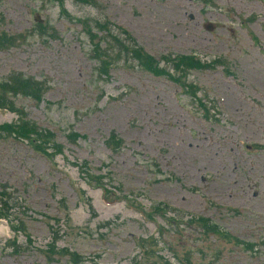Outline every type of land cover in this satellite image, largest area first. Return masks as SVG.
Wrapping results in <instances>:
<instances>
[{
	"label": "rangeland",
	"instance_id": "1",
	"mask_svg": "<svg viewBox=\"0 0 264 264\" xmlns=\"http://www.w3.org/2000/svg\"><path fill=\"white\" fill-rule=\"evenodd\" d=\"M94 1L0 0V32L24 36L0 50V79L46 83L41 102L15 105L62 149L47 158L0 138L10 219L26 226L15 234L0 219V264H264V0ZM94 20L156 60L193 56L210 68L189 70L185 87L124 59L98 73ZM17 114L0 109V124ZM155 204L180 212L177 230L167 216L143 218ZM190 216L253 250L199 240Z\"/></svg>",
	"mask_w": 264,
	"mask_h": 264
},
{
	"label": "trees",
	"instance_id": "2",
	"mask_svg": "<svg viewBox=\"0 0 264 264\" xmlns=\"http://www.w3.org/2000/svg\"><path fill=\"white\" fill-rule=\"evenodd\" d=\"M41 1L45 3H54L57 1L62 5L64 0ZM73 1L83 4L89 2L96 3L94 0ZM1 22L2 20L0 17V23ZM82 22L84 21H81V23ZM90 22L91 24L87 32L90 41L93 42V39L96 38L93 34L95 29L102 34L100 38H98L97 43L94 44L92 50V58L97 64V69L99 70L98 73H103L104 75L107 74L109 68L113 64L124 59L125 61L134 63L152 75L166 78L185 87L186 83L182 82V80L187 76L189 70L210 68L209 64L203 63L193 56H176L174 58L161 57V59L156 60L138 47L130 36L121 35L125 32L122 31L121 34H113V26L108 22H100L98 20ZM38 26H40L39 23ZM41 31L42 33H40L42 36L47 34V30L45 31V29H42ZM23 38L24 36L20 34L8 35L5 32H0V50L6 49L4 46L10 47L16 45L18 41ZM162 62L166 65L165 67H161ZM45 85L46 83L43 81L36 80L32 77H25L22 73L18 72H12L4 79H0V109L12 113H18V118L15 122L10 124H0V138H13L17 141H25L35 152L47 158H54L62 151L61 147L55 142L54 135L49 131L39 128L34 122L27 119L26 114L15 105V98L18 96L31 99L37 103L41 102L44 93L46 92ZM109 141L115 145L118 144V140L114 136H112ZM84 170L88 184H95L98 188L100 187L105 194L108 193L102 184V176L91 174L90 170L86 167ZM0 188L2 189L0 191V219H6L9 223L10 229L15 234L24 232L26 230L24 221H12L10 219L11 214L9 213L11 207H14V203L11 200L10 194L7 193L6 186L0 184ZM166 216L168 223L170 224L169 226L174 225L172 228H174V231L177 230V223L182 219V217H180V212L169 208L164 204H155L152 210L145 212L143 218L146 221L154 222L153 220L155 218ZM186 224L198 228L196 235L199 240L213 236L216 240L222 239V242L231 243L237 247H245L244 249L248 251H252L254 248L252 243H246L237 238H232L210 219L190 216L189 219H187ZM156 226L159 230V235H163L164 232L161 230L162 227L158 224H156ZM12 243H15V240H13ZM135 243L138 245V248L145 249L151 247L153 240L150 238L136 239ZM167 264L169 263L167 262ZM178 264H182V262L179 261Z\"/></svg>",
	"mask_w": 264,
	"mask_h": 264
},
{
	"label": "water",
	"instance_id": "3",
	"mask_svg": "<svg viewBox=\"0 0 264 264\" xmlns=\"http://www.w3.org/2000/svg\"><path fill=\"white\" fill-rule=\"evenodd\" d=\"M212 28V25L211 24H208L207 26H206V29H211Z\"/></svg>",
	"mask_w": 264,
	"mask_h": 264
}]
</instances>
